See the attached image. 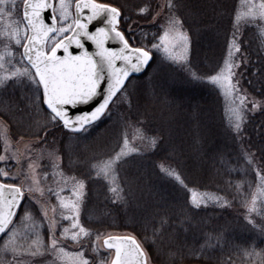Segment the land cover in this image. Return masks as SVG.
<instances>
[{
    "label": "snow or ice",
    "instance_id": "1",
    "mask_svg": "<svg viewBox=\"0 0 264 264\" xmlns=\"http://www.w3.org/2000/svg\"><path fill=\"white\" fill-rule=\"evenodd\" d=\"M70 9L71 4L66 0H59L58 4L57 0H22V5L20 0H0V45L3 46L0 50V104H4L7 112H13L14 108L19 111L24 101L14 95V90L22 88L27 93L24 99L31 101L33 109H40L44 120L36 131L31 126L27 130L26 134L37 137L36 143L25 149L27 170L19 153L9 154L5 149V154L0 155V162L7 165L16 160L14 166L19 169L14 173L13 166L0 168V240H3L0 264H169L135 236L105 235L82 219L90 201L91 186L100 179L107 181L105 198L111 200L114 196V207L135 203L143 209L145 231L150 222L156 237L154 243H159L161 249L163 241L157 236L156 218H161L164 229L162 217L169 216L170 206L163 197L162 202L155 205L143 200L145 176L151 181L154 175L161 182L174 178L187 189L185 207L191 205L190 212L203 210L202 205L208 204L232 206L233 201L227 197L198 195L185 182L182 173L171 167L157 165L158 172L152 168L135 178H128L124 167L134 161L143 169L150 154L137 147L128 132L121 129L135 128L146 137L150 120L142 101L178 103L175 97L169 99L172 94L158 82L159 72L165 61L170 62L166 66L173 72L178 71L174 64H179L181 69L188 65L195 67L190 58L192 36L199 34L197 25L211 20H215L217 26L226 22L232 33L231 39H226L227 59L214 65L205 73V78L211 85L219 84L226 95H236L241 108L246 109L234 110L235 122L229 134L233 144L240 146L237 161L244 162L245 174L255 173V179L248 182L249 189L252 183L257 184L256 191L243 195L237 192L234 197L239 199L243 209L242 218L238 216L236 220L242 231L250 235L233 240L227 233L213 230L217 244L223 242L221 251L229 249L239 257L218 258L217 264H264V247L257 249V241L264 244V133L258 143L244 139L251 120L247 112L255 113L259 109L264 115V87L258 92L261 99L252 96L248 101L246 92L240 95L242 74L238 72L245 63H251L250 56L240 55L244 32L255 35L259 30L264 37V0H241L239 6L229 0H211L210 3L200 0H135L133 3L129 0H74V11ZM45 19L51 22L45 23ZM141 21L146 24L142 26ZM146 28H155L156 32L144 43L141 37H147ZM72 46L79 51H74ZM60 50L62 55L58 54ZM257 63L255 75L264 84V56H259ZM154 65H157L155 69ZM136 74L145 78L146 85L152 89L150 93L145 85L134 83V77L138 79ZM249 102L250 108L247 107ZM125 103V114L113 125L117 128L113 146L81 159L84 152L91 150L92 146L86 142L92 133L101 124L110 123L114 107L121 108ZM83 107L89 110L84 111ZM261 128L264 129V122ZM40 132L45 135L41 137ZM53 132L62 133L59 140ZM49 136L53 137L51 141ZM165 143L162 134H154L150 147L160 151ZM39 144L48 146L47 163L43 150L41 162H32L31 149ZM101 155L107 159L97 162ZM48 167L59 170L62 178L71 174V183L65 180L62 188L45 189L43 184L49 172L44 169ZM42 170L43 176L40 175ZM52 197L55 203L51 205L52 215L49 216ZM37 205L41 207L37 209ZM26 218L39 220V226L33 223L29 228L24 223ZM164 231L166 229L160 236ZM212 238L210 235L209 240ZM237 240L239 242H235ZM101 249L106 255L101 254ZM177 252L183 255V249ZM196 252L192 249L193 255ZM207 252V248L200 249L199 255Z\"/></svg>",
    "mask_w": 264,
    "mask_h": 264
},
{
    "label": "trees",
    "instance_id": "2",
    "mask_svg": "<svg viewBox=\"0 0 264 264\" xmlns=\"http://www.w3.org/2000/svg\"><path fill=\"white\" fill-rule=\"evenodd\" d=\"M133 2L135 0H129V3ZM200 2L210 3L211 0H200ZM229 2L240 5V0H229ZM145 24L146 22L141 21L142 26ZM196 27L199 34L192 36L193 53L190 56L195 67L188 65L181 69L179 64H174L173 67L178 71L173 72L166 66L170 62L165 61V66L159 72L158 82L164 84L172 94L169 99L175 97L178 103L167 105L152 99L142 101L147 108L150 120L146 137L142 131H137L135 128L121 129L128 132L130 139L137 147L150 154L143 169L140 168L139 162L134 161H130L124 167L128 178H135L141 172L152 168L158 172L159 168L155 167L157 165L165 168L171 167L182 173V177L190 188L227 197L233 201L232 206L221 207L208 204L202 206L203 210L193 209L190 212L191 205L185 207L189 194L179 182L172 177L168 178V182H161L154 175L149 181L148 176H145L142 185L143 200L155 205L161 203V197H163L170 206L169 216L162 217L164 229H166L163 236H160V232L164 230L161 228V218H156L157 236L163 241V249L159 243H154L156 237L153 236L150 222L147 224L148 230L145 231L143 209L137 207L135 203L120 204L119 207H114L112 201L115 197L113 196L111 200L105 198L104 185L107 181L103 179L91 186L88 208L82 217L103 234L126 232L135 236L160 259H167L169 264L173 260L176 264H217L218 258L226 260L229 255L238 259V255L229 249L221 251L223 242L217 244L213 230L219 229L233 240L236 237L245 238L250 235L242 231L236 220L238 216L242 218L243 209L239 204V199H234V197L237 192L243 195L244 192L256 191L257 185L252 183L251 189L248 187V182L255 179V173L253 171L246 175L244 162L237 161L236 152L240 146L232 142L229 134L231 128L224 117L223 101L214 86L205 80V73L218 62H222L226 56V39H231L232 28L226 22L217 26L215 20L206 21L205 24ZM146 31L147 37H141L144 43H147L156 29L146 28ZM261 37L259 30L255 35L245 31L241 47V53L247 57L250 56L251 63L245 65L246 69L243 71L240 85L246 89L248 94L256 96L257 99H261L258 92L264 87L260 78L255 75L259 67L258 58L264 56V44ZM156 67L157 65L153 66L154 69ZM137 78L134 77V83L145 85L150 93L152 89L146 85L145 78L142 76H137ZM9 91L13 92V90ZM26 94L22 88L14 90V95L24 101L19 105V111L14 108L13 112H7L4 104H0V120L5 122L12 140L36 139V136L26 134L27 130L31 126L32 130L36 131L44 123L40 109H33L31 101L24 99ZM25 107L28 109L27 112ZM126 109V103L121 108L114 107L112 121L108 124H101L92 133L86 142L92 146L91 150L84 152L81 159L108 151L113 146L117 131L113 125L117 124L118 118L125 114ZM29 113L32 114L31 120H29ZM248 117H251V120L247 123L248 130L244 139H251L258 143L259 136L264 133V129L261 128L264 115H261L258 109ZM154 134H162L166 138V143L160 151L150 147ZM39 135L43 137L45 133L40 132ZM53 135L59 140L62 133L53 132ZM48 139L51 141L53 137L49 136ZM45 146L48 147L46 144ZM81 150H83V145ZM106 159L107 156L101 155L97 162ZM137 195L140 196L141 193L138 192ZM210 235L213 237L211 240H209ZM92 239L95 240V236ZM1 243L2 240H0V246H2ZM261 247H264V244L257 241V249ZM203 248H207L208 252L201 256L199 250ZM177 249H183V255L179 254ZM192 249L197 250L195 255ZM89 254H92L90 250ZM101 254L106 255L104 250H101Z\"/></svg>",
    "mask_w": 264,
    "mask_h": 264
},
{
    "label": "rangeland",
    "instance_id": "3",
    "mask_svg": "<svg viewBox=\"0 0 264 264\" xmlns=\"http://www.w3.org/2000/svg\"><path fill=\"white\" fill-rule=\"evenodd\" d=\"M59 0H57V4H58ZM66 2H69L71 4V9L70 11H73V7H74V0H66ZM20 3L22 5V0H20ZM240 4H241V0H240ZM242 11V9H241ZM160 23H163V21H161ZM261 35V34H260ZM261 39L263 40V44H264V37H261ZM3 49V46L0 45V50ZM241 56L243 57H246L247 56L244 54V53H240ZM224 59H227V54L226 56L224 57ZM247 63H245L241 68H239L238 72L243 74V71L245 68V65ZM206 80V79H205ZM242 81V75L239 77V84L241 83ZM214 88L219 92V95H220V98L221 100L223 101V110H224V117H225V120L227 121V124L229 126V128H233L234 126V116H233V112L234 110H241V111H246V109H243L241 108V101L239 98H237L236 95H226L225 92H224V89L221 88V86L219 84H216V85H213ZM240 88L242 89V91L240 92V95H244V93L246 92V89L243 88L241 85H240ZM247 93V92H246ZM251 95L247 93V99L248 101H251ZM248 108L251 107V103L249 102L248 105H247ZM258 110V109H257ZM253 112H250L248 111L247 112V117L249 114H252ZM37 141V138L36 139H15V140H12L11 137L9 136V131L7 129V126L5 124V122L1 121L0 120V155H3L5 154V149L8 150L9 154L13 153V152H16V153H19V155L21 157H23V163H24V168L25 170H27V162H28V152L25 151V149H30L31 146L36 143ZM32 150V153H33V160L32 162L33 163H40L41 162V152L43 150V153H44V162L47 163V153L49 151L48 147L45 146V144H39L38 146H36L34 149H31ZM16 165V160H12L9 162V164H5L3 162H0V168H5L7 169L9 166H13L12 167V171L15 173V172H18V167L14 166ZM46 171L49 172V178L48 179H45L44 180V184H43V187L45 189L49 188V187H52L53 189H57V188H62L64 186V181L65 180H68L69 183H71L70 181V177L71 176H67V177H61L60 176V173H59V170H54L52 169L51 167H48L46 169H44ZM40 175L43 176V170L40 172ZM23 179V178H22ZM18 183L21 182V181H17ZM198 195H210V196H216L214 193L211 194V193H208V192H201L195 188H193ZM255 190H257V185H256V188ZM37 196H39V193H37ZM45 200H48V197L45 196L44 198ZM30 203H34V201H31ZM55 203V198L52 197L51 198V201L49 202V216L52 215L51 213V205ZM203 206V205H202ZM41 207V205H37V209H39ZM24 223L29 227L31 228L33 223H35L37 226H39L40 224V221L39 220H34L32 218H26ZM24 229L21 228V231H23ZM45 230H46V226H45ZM107 234H114V235H123V234H128L130 235L129 233H126V232H123V233H117V232H112V233H106L105 235ZM138 240V239H137ZM102 243V241H101ZM3 245V240H2V243ZM72 245H69V248L71 249ZM103 250V249H101Z\"/></svg>",
    "mask_w": 264,
    "mask_h": 264
},
{
    "label": "water",
    "instance_id": "4",
    "mask_svg": "<svg viewBox=\"0 0 264 264\" xmlns=\"http://www.w3.org/2000/svg\"><path fill=\"white\" fill-rule=\"evenodd\" d=\"M74 5V4H73ZM73 11H74V7H73ZM45 15H47V10H46V13H45ZM51 21L49 20V19H45V23H50ZM92 30H94V29H92ZM72 49L74 50V51H76V52H78L79 50H77V49H75V46H72ZM89 50H92L91 48H89ZM58 54H63L62 53V50H60L59 52H58ZM136 76H139V74H136ZM82 110H84V111H87V110H89L87 107H83V109ZM123 235H128V234H123Z\"/></svg>",
    "mask_w": 264,
    "mask_h": 264
}]
</instances>
